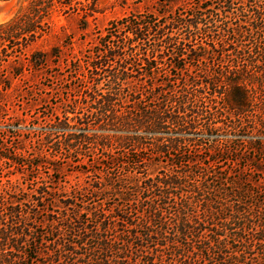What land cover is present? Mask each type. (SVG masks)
I'll list each match as a JSON object with an SVG mask.
<instances>
[{"label": "rangeland", "instance_id": "rangeland-1", "mask_svg": "<svg viewBox=\"0 0 264 264\" xmlns=\"http://www.w3.org/2000/svg\"><path fill=\"white\" fill-rule=\"evenodd\" d=\"M162 1L66 0L62 2L63 4L55 1L45 3L43 6L50 7L53 11L49 19L45 20L48 24L47 33L28 49H25L26 39L25 36H20L22 33L19 27H7L0 30V33L9 35L6 40L2 37L3 41H0V155L14 156L17 152H22L25 156L24 160L41 164L38 168L25 171V174H14L15 172L9 174V171H13L14 168L6 165L7 162L0 158L1 190L8 191L25 201L19 211L22 215H30V221H36L30 224L34 233L37 234L36 240L27 238L22 245L23 250L20 251H16V243L10 241L5 247L6 253L12 255V258L22 259L19 264H83L85 261L86 264H145L143 259L153 251L159 259L158 262L162 261L161 264H163L167 261V257L165 259L160 255L163 253L153 248L156 245L154 241H151L149 245L145 244L148 250L144 252L137 248L138 243L134 246L130 244V252L122 256L126 258L125 262L121 261L120 255L123 252H117V250L126 248L128 230L118 224L114 218L116 211H122L131 218L134 225L139 227L144 226L148 217L155 213L169 221L177 212L179 200L172 199L162 203L157 199L159 191H150L146 193V198L135 195L126 203L109 194L93 197L88 192L80 194L79 191L83 188L92 191V186L99 187L107 175L124 179L127 172L129 175L138 173L137 167L132 164V159L139 155L141 160H145V164H141L143 168L146 165L148 167V164L150 167L151 163L152 169L155 170L153 177L173 171L172 168L187 170L189 166L183 162L195 160L198 162L193 168L196 176L206 175L207 168H210L209 173H213V168H216L217 174L209 178L212 188L221 186V189H225L228 193L243 189L245 190L244 202L256 203L257 199L264 201V129L262 126L264 122L259 115L260 102L264 101V93L256 96L245 119L235 117L229 99L223 101L219 97L211 96L210 98L209 92L204 96L197 95L195 104L200 109L214 112L212 120L216 128L213 131H207L204 122L198 125L197 130L186 132L175 129L169 124L167 129L158 133L136 127L127 130L113 128L98 130L92 125L91 127L75 126L73 123L70 124L66 134L59 130L57 124L59 120L73 117L69 113L78 111L81 115H87L91 111L85 103L79 102V99L84 96L82 92L85 88L93 85L90 75L86 80L82 77L83 74H87V63H91L93 59L104 54L108 48L119 46L118 42L109 41L105 44L100 41L101 37L106 35V30L111 23L131 16H146L153 13L159 16V13H170V18L159 19L163 24L170 22L174 16L177 18L185 15L190 9L187 0H178L177 4L172 6L163 5ZM31 2L33 0H0V27L22 15ZM93 2L96 3L98 13L94 16L95 18L89 19L88 24L83 22L82 12L80 14L71 12L66 15L62 12L67 4L85 8ZM234 9L236 14L244 11L247 18H251L254 11L251 6L240 5L235 6ZM225 12L221 10V14ZM184 31L183 36L174 38L177 45L182 43L185 37L188 38L187 31ZM191 41L189 46L198 49L197 54L206 56L209 62H196L185 73H179L176 70L170 73L167 72L170 69H167L163 74L159 73L162 81L179 82L186 77L190 90H193L197 85L208 80L203 71L207 70L211 75L214 73L212 70L217 69L218 63L215 65L211 54L204 50L209 49L216 39L213 41V38L199 35L191 38ZM134 45L137 47L136 50L141 52L149 51L151 47L165 52L169 46L168 42L159 41L154 36L150 37L149 43H142L139 46L134 43ZM55 49L58 54H53L52 51ZM51 53L54 57L46 60L44 69L36 71L37 69L28 68V62L34 54L51 55ZM171 54V52L167 54L166 51L165 60H168L167 57ZM77 59L82 60L80 74L72 72L73 68L70 67L72 65L78 69L79 65L75 64ZM235 61L237 62L235 58L234 60L227 58L222 70L231 68ZM234 65L243 67L244 63ZM245 71L250 75L249 70ZM20 73L19 77L15 76ZM152 85L145 77H141L138 83V87L144 93L148 86ZM180 86H183L182 83ZM109 88L102 78L97 89L106 91ZM177 88L180 89V87ZM179 89L176 91L179 92ZM127 92V89L125 91L119 89L118 100L125 102ZM152 98L153 96H150V99ZM157 99L159 98L154 100L156 103H149L151 108L158 107ZM75 101H77L76 104ZM118 105H122V102ZM68 135L108 137L112 141V147L107 151H101L95 145H88L77 147L78 150L75 152H69L62 147ZM134 137L144 139L145 144L140 145L138 149V145L121 143L122 139ZM178 138L187 145L182 152H161V144L158 146V141L165 142ZM153 145H157L158 148ZM114 159H117V162L113 161ZM220 182L224 184V187ZM40 188H43V196L37 192ZM38 199L39 202L35 201ZM66 201H72V209H78L79 213L85 215L81 224H84V227L88 226L90 234L84 242L80 239L75 240V243L80 246L87 242L86 246L77 252L84 255L83 261L79 259L80 256H71L64 246L66 232L63 227H66V221L74 212L64 211L63 203ZM228 201L233 207L237 206V201L240 199L234 195ZM36 204H39V213H34ZM189 211L192 215L201 213L202 206L199 203H192ZM259 212L261 214L257 216ZM254 214L257 222L261 218L264 219V202L255 209ZM100 217L101 220H98ZM102 222L108 224V232L101 228ZM1 228L2 223H0ZM58 228L63 230V235L54 233ZM139 231L141 234L144 233L142 229L138 230V233ZM90 235L93 239L97 235H102L116 241V245H112L116 247L115 250L99 251L98 241L89 238ZM26 251L31 257L29 262L24 261Z\"/></svg>", "mask_w": 264, "mask_h": 264}, {"label": "trees", "instance_id": "trees-1", "mask_svg": "<svg viewBox=\"0 0 264 264\" xmlns=\"http://www.w3.org/2000/svg\"><path fill=\"white\" fill-rule=\"evenodd\" d=\"M54 1L63 4L62 2L66 0H33L22 15L1 26L0 30L7 27H19L22 33L20 36H25L26 39L25 49L30 48L35 41L47 33L48 24L45 20L49 19L53 11L43 4ZM177 1L162 2L163 5L172 6L176 5ZM187 4L190 9L185 15L177 18L174 16L167 23L161 24L159 19L170 18V13H159V16L156 13L131 16L111 23L106 30V35L101 37L100 41L105 44L109 41L118 42L119 46L108 48L104 54L93 59L91 63H87V74H83L82 77L86 80L90 75L93 85L85 88L82 92L84 96L79 99V102L85 103L91 111L87 115H81L78 111L69 113L73 117L59 120L57 123L59 130L66 134L70 124L73 123L75 126L91 127L92 125L98 130L106 128L127 130L136 127L158 133L167 129L169 124L175 129L186 132L197 130L198 125L204 122L206 130L213 131L216 128L212 120L214 112L200 109L195 104L197 95L204 96L207 92L210 93V95L208 93L210 98L211 96L219 97L223 101L229 99L235 117L245 119L256 96L264 93V0H187ZM240 5L251 6L254 10L251 18H247L244 11L240 14L234 13V7ZM66 8L62 10L65 15L71 12L75 14L82 12V20L87 24L89 19L95 18L94 16L98 13L95 2L85 8L71 4H67ZM221 10L226 12L221 14ZM183 31H187L188 38L185 37L186 39L177 45L174 38L183 36ZM199 35L213 38V41L216 39L209 49H204L211 54L214 64L218 63L217 69L212 70L214 73L209 75L207 70L203 71L208 80L203 81L193 90H190L186 77L179 82L162 81L159 73L163 74L167 69H170L167 71L170 73L173 70L185 73L196 62H209V58L197 54L198 49L189 46L192 42L191 38ZM152 36L159 41L168 42L167 54L172 53L167 57L168 60L164 58L166 51L156 47H151L149 51L144 52L136 50L134 43L137 46L149 43ZM2 37L6 40L9 35L1 32L0 41H3ZM52 52L58 54L57 49ZM53 54H34L28 62V68L37 69L36 71L44 69L46 60L54 57ZM227 58H233V60L235 58L237 62L235 61L234 64L239 65L243 62L244 65L237 67L233 64L231 68L222 70ZM81 62L80 59L75 60V64L79 66L76 69L71 65L72 72L80 74ZM245 70H249L250 75ZM20 75L21 73L15 74L17 77ZM141 77H145L153 84L148 86L145 93L138 87ZM102 78L108 88L110 87L106 91L98 90ZM171 78H173L172 74ZM119 89L128 91L125 102L118 100ZM176 89H179V92ZM150 96L153 98L150 99ZM155 98H159L157 99L158 107L151 108L149 103L155 102ZM119 102H122V105H118ZM260 105L259 115L264 122V101H261ZM262 126L264 129V125ZM144 141L142 138L134 137L122 139L120 142L138 145L139 149L140 145L145 144ZM159 144H161V152H182L187 147L186 143L179 138L165 142L158 141V146ZM88 145H95L101 151H107L112 147V141L103 136L94 138L88 135H68L62 147L69 152H75L78 150L77 147ZM153 146L158 148L157 145ZM139 156L132 159V164L137 167L138 173L129 175L127 172L124 179L107 175L99 187L92 186V191L88 188L79 190L80 194L88 192L93 197L109 194L126 203L135 195L146 198V193L150 191H159L157 199L162 203L172 199L179 200L177 212L175 216H171V220L166 221L164 217L155 213L148 217L144 226L141 225V227L134 225L131 218L122 211H116L115 221L128 230L126 248L117 250V252H123L120 255L121 261L125 262L126 258L122 256L130 252V244L134 246L138 243L137 248L144 252L148 250L147 245L154 241L156 245L153 248L163 253L160 255L164 258L167 257V261L163 264H264V219L261 218L257 222L256 215L259 216L261 212L254 214L255 209L259 208L264 201L257 199L256 203L244 202L245 190L243 189L228 193L225 189H221V186L212 188L209 178L217 174L216 168H213V173H209L210 168H207L206 175L196 176L193 168L198 162L195 160L183 162L189 166L187 170L172 168L173 171L153 177L155 170L152 169L151 163L150 167L148 164V167L146 165L143 168L141 164L144 165L145 160H141ZM24 157L22 152H17L14 156L0 155V158L7 162L6 165L14 168L13 171H9V174H13L12 172L25 174V171L41 166L36 162L24 160ZM113 161L117 162V159ZM220 184L224 185L222 182ZM37 192L40 196L44 195L43 188L38 189ZM231 194L240 199L237 201V206L231 207L228 201L234 197ZM35 201L39 202V199ZM71 202L63 203L65 212L74 211L66 221V227H63L66 232L64 246L71 256H80L79 259L83 261L84 255L77 252L86 246L87 242L80 246L75 243V240L80 239L84 242L90 233H88V226L84 227V224H81L85 215L79 213L78 209H72ZM24 203L25 201L0 188V223H2L0 264L22 262V259H14L12 255L6 253L5 247L9 241L16 243L15 250L20 251L23 250L22 245L27 238L34 240L37 238V234L30 225L31 222L34 224L36 221H30V215H22L19 211ZM192 203H199L202 206L201 213L190 214L189 208L192 207ZM39 208V204H36L35 212H33L39 213ZM98 220H101V217ZM78 225L81 226L77 227ZM101 226L105 232H108L107 223L102 222ZM141 229L143 234L140 231L138 233ZM63 230L58 228L54 233L63 235ZM89 238L93 239L91 235ZM93 240L98 241L99 251L108 252L116 248L112 246L116 245V241L102 235H97ZM139 250L136 252L140 253ZM154 252L143 259L145 264L162 263V261L158 262L159 259ZM25 256L24 261L29 262L31 257L28 251L25 252ZM85 262L83 264H86Z\"/></svg>", "mask_w": 264, "mask_h": 264}]
</instances>
